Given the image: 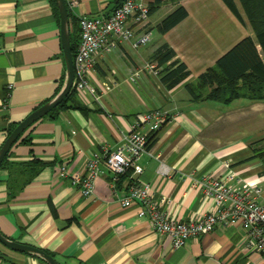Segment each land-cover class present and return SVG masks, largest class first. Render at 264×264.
<instances>
[{
    "label": "crops",
    "instance_id": "1",
    "mask_svg": "<svg viewBox=\"0 0 264 264\" xmlns=\"http://www.w3.org/2000/svg\"><path fill=\"white\" fill-rule=\"evenodd\" d=\"M148 1H160L148 22L150 42L135 47L126 41L98 55L91 75L96 93L76 92L82 108L70 100L12 146L0 167V231L44 249L60 264H264L259 252L247 248L241 225L219 224L176 248L153 230L140 201L123 204L132 186L147 183L156 201L166 199L172 218L197 219L214 208V200L194 185L204 177L229 180L240 191L260 187L264 203V159L258 156L264 150V99H195L187 88L199 87L200 75L240 41L257 39L240 0L238 12L224 0ZM121 2L67 0L75 21L71 32L80 34V16L109 15ZM178 6L188 16L160 32L157 26ZM59 14L53 0H0V149L9 128L56 96L66 81ZM164 43L190 70L173 88L153 60ZM9 84L14 88L6 103ZM155 109L166 111L170 121L151 137L138 161L142 171L131 169L116 179L103 166L94 193L83 195L71 177L84 173L95 153L121 145L134 119ZM32 161L42 165L36 169L28 165ZM63 164L68 178L59 175ZM0 264L48 263L0 242Z\"/></svg>",
    "mask_w": 264,
    "mask_h": 264
},
{
    "label": "built area",
    "instance_id": "2",
    "mask_svg": "<svg viewBox=\"0 0 264 264\" xmlns=\"http://www.w3.org/2000/svg\"><path fill=\"white\" fill-rule=\"evenodd\" d=\"M150 15L151 4L148 0H122L109 15L79 17L80 41L73 53L74 88L77 92L89 91L93 95L96 93L91 84V75L98 55L110 53L126 41H134L135 47L150 42ZM149 67L155 68L153 65ZM13 88V84L8 85L6 103ZM168 121L170 115L161 109L138 115L123 143L114 149L95 153L87 163L85 172L71 177L72 183L80 188L83 195L90 196L94 193L96 179L103 166L116 179L131 169L141 172L142 169L138 167L139 159L147 151L151 137ZM59 175L62 178L70 176L66 165H61ZM228 181L212 177L195 180L194 185L200 186L204 194L214 200V208L189 221L172 218L164 208L166 199L156 201L151 196L147 183L132 186L122 201L125 206H129L134 200L140 201L143 204L141 214L148 217L153 230L171 238L176 248L186 245L192 238L214 231L219 224L241 225L246 232L247 248L259 252L264 260V203L259 200L262 189L252 187L240 191Z\"/></svg>",
    "mask_w": 264,
    "mask_h": 264
},
{
    "label": "trees",
    "instance_id": "3",
    "mask_svg": "<svg viewBox=\"0 0 264 264\" xmlns=\"http://www.w3.org/2000/svg\"><path fill=\"white\" fill-rule=\"evenodd\" d=\"M224 1L233 11L238 12L235 0ZM240 2L249 22L254 28L257 39L255 40L252 37H247L240 41L218 60L216 66L207 69L200 75L198 79L199 87L194 83L188 84L187 88L195 99L206 96L207 99L224 103L231 102L240 97L264 99V0H240ZM53 3L56 12L59 14V7L56 0H53ZM159 3L160 1L151 4V13ZM187 16V9L184 6H178L161 21L157 28L160 32L166 33ZM73 22L75 21L71 19V23ZM79 41L80 34L75 36L71 32L73 53L76 52ZM258 44L261 46V50L258 49ZM175 58L176 51L168 43L161 45L153 55V60L157 62L162 81L168 88L175 87L190 76V70L187 65ZM205 86L210 87V89L204 92L200 87ZM76 92L77 90L73 87L69 96L58 107L52 110L49 115L55 117L60 109L69 107L68 102L70 100L73 101L76 107L82 108L77 102ZM17 125L18 124H13L9 128V135ZM258 156L264 159V150L259 152ZM5 161L6 158L2 165H4ZM32 164L36 169L37 165L39 167L42 165L38 161H32L28 165L31 166ZM35 168L33 170H35ZM34 175L33 171L26 182ZM16 183L12 184L11 188H13V186L16 187ZM24 184H21V187ZM17 191V189L13 191L11 196H15Z\"/></svg>",
    "mask_w": 264,
    "mask_h": 264
},
{
    "label": "water",
    "instance_id": "4",
    "mask_svg": "<svg viewBox=\"0 0 264 264\" xmlns=\"http://www.w3.org/2000/svg\"><path fill=\"white\" fill-rule=\"evenodd\" d=\"M61 20V36L62 46L64 51V58L66 63V81L62 89L56 96L50 99L28 115L17 127L11 132L6 139L4 145L0 149V167L10 152L12 146L19 139V137L34 123L48 115L52 110L58 107L72 92L75 81V68H74V56L71 45V19L67 0H56ZM0 242L7 247L22 251L30 254H34L42 258L48 264H60V262L50 253L39 247L20 243L13 239H10L0 231Z\"/></svg>",
    "mask_w": 264,
    "mask_h": 264
}]
</instances>
